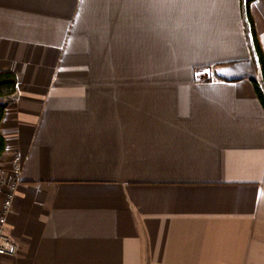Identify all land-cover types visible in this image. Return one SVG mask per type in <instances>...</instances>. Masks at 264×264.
Here are the masks:
<instances>
[{
    "label": "crops",
    "instance_id": "crops-1",
    "mask_svg": "<svg viewBox=\"0 0 264 264\" xmlns=\"http://www.w3.org/2000/svg\"><path fill=\"white\" fill-rule=\"evenodd\" d=\"M4 71L0 176L23 166L0 264H264L242 0H0Z\"/></svg>",
    "mask_w": 264,
    "mask_h": 264
},
{
    "label": "trees",
    "instance_id": "trees-1",
    "mask_svg": "<svg viewBox=\"0 0 264 264\" xmlns=\"http://www.w3.org/2000/svg\"><path fill=\"white\" fill-rule=\"evenodd\" d=\"M253 0H242V20L250 58L257 69V78H249L254 92L264 110V56L257 41L254 23L250 14ZM16 93V77L11 72H0V122L3 118L7 102ZM4 152V140L0 134V155Z\"/></svg>",
    "mask_w": 264,
    "mask_h": 264
},
{
    "label": "built area",
    "instance_id": "built-area-1",
    "mask_svg": "<svg viewBox=\"0 0 264 264\" xmlns=\"http://www.w3.org/2000/svg\"><path fill=\"white\" fill-rule=\"evenodd\" d=\"M23 159L20 154L10 157L6 175L0 176V257H11L17 253V246L7 233V219L20 184Z\"/></svg>",
    "mask_w": 264,
    "mask_h": 264
}]
</instances>
